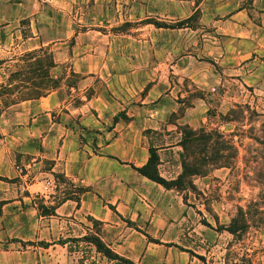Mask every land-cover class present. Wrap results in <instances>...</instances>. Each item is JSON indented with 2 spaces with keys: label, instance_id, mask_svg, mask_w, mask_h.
I'll return each mask as SVG.
<instances>
[{
  "label": "rangeland",
  "instance_id": "rangeland-1",
  "mask_svg": "<svg viewBox=\"0 0 264 264\" xmlns=\"http://www.w3.org/2000/svg\"><path fill=\"white\" fill-rule=\"evenodd\" d=\"M162 1L158 19L155 13L141 19V24H153L147 29L129 28L138 24L137 19L104 29L130 36L117 38L126 55L120 70L140 68L147 73L148 83L138 93L142 100L152 89L147 100L158 103L151 108L157 123H148L155 128L154 133L147 129L150 144L188 140L189 128L194 130L185 150L180 146L174 156L170 151L159 156L169 160L166 168L173 175L182 171L183 160L198 172L193 176L187 172L185 179L192 185H184L181 192L185 209L178 217L183 233L162 238L172 247L152 246L160 248L161 260L167 256L180 260L187 254L195 255V264H264V0H191L179 6L173 0ZM113 2L101 0L99 7L109 8ZM93 4V0H0V214L16 209L5 203L15 195L18 180L43 185L50 178L51 187L45 190H54L56 198L78 195L72 194L76 188L61 172L45 174L48 159L34 169L14 161L15 144L9 135L23 131L20 126L31 115L28 108L55 89L70 94L74 104L79 102L80 76L72 71V62H55L48 46L31 53L34 49L22 40L30 36L39 13L69 9V14L83 16L91 13ZM120 114L125 118L124 112ZM176 122V127L170 125ZM35 144L27 155L41 160L43 147ZM13 168L30 174L25 179L13 177ZM23 194L29 196L27 204L35 202L42 213L53 211L44 207L38 189H24ZM89 216L84 214L83 224L74 226L76 232H98L104 241L103 224ZM71 245L76 249L73 260L84 255L95 264H110L101 253L86 252L84 241Z\"/></svg>",
  "mask_w": 264,
  "mask_h": 264
},
{
  "label": "crops",
  "instance_id": "crops-1",
  "mask_svg": "<svg viewBox=\"0 0 264 264\" xmlns=\"http://www.w3.org/2000/svg\"><path fill=\"white\" fill-rule=\"evenodd\" d=\"M115 1L109 8L100 9L101 0H93L91 13L83 16L71 15L69 9L41 12L30 36L22 40L33 49L48 46L55 62H72V71L80 76V92L76 104L69 99L70 94L60 89L37 99L28 108L31 115L26 125L20 126L23 131L9 135L15 144L13 159L31 169L43 158L48 159L45 174L61 172L74 188L84 187L86 191L78 198L59 199L54 190H45L51 187L50 178L43 185L41 181L14 183L15 195L5 204L17 207L0 214V264H78L83 255L73 260L76 249L67 240L85 235L74 227L83 224L84 214L103 224V239L114 251L137 264H195V255L187 254H181L180 260L172 256L161 260L157 256L160 248L152 246L172 247L162 238L183 233L179 217L185 203L181 192L167 189L133 168L143 166L149 158L151 144L146 134L147 129L155 132L148 123H157L151 108L158 103L147 100L152 89L140 100L138 91L148 83L146 72L140 68L120 70L126 55L117 38L129 35L104 30L132 19L139 22L129 28L147 29L153 24H141V19L149 17L148 13H155L158 19L163 1ZM190 1L173 0L177 6ZM40 18L45 22L41 24ZM154 26L158 29L156 23ZM140 35L145 36L146 31ZM133 92L137 93L135 99ZM120 112L126 116L115 122L113 118ZM177 123L170 125L176 127ZM37 141L43 147L41 160L27 155ZM178 142L179 139L158 147V155L170 151L174 156L180 147ZM168 164L169 160L159 157V173L167 179L176 178L180 171L173 175L166 168ZM11 174L25 179L30 170L13 168ZM24 189H38L44 196V207L53 212L42 213L32 201L27 204L29 196L23 194ZM150 238L159 240L152 242ZM83 263L95 261L86 256Z\"/></svg>",
  "mask_w": 264,
  "mask_h": 264
},
{
  "label": "trees",
  "instance_id": "trees-1",
  "mask_svg": "<svg viewBox=\"0 0 264 264\" xmlns=\"http://www.w3.org/2000/svg\"><path fill=\"white\" fill-rule=\"evenodd\" d=\"M36 52V50H32L31 53ZM50 67L54 66V63L52 60H50ZM57 84L52 86V88H56ZM121 113V112H120ZM117 114L114 116L113 120L116 122L118 120V118L121 116V114ZM122 117V116H121ZM188 135L190 136V138L188 140H185L184 138H181V140L178 142L179 145L185 150L186 146L185 144L187 142H192V135H194V130L189 128L188 130ZM208 136V139H210V136ZM205 139V138H203ZM185 140V141H184ZM163 146V144H151L149 146V158L147 160V162L141 166V167H134L133 168L138 171L140 174L144 175L145 177H147L148 179L159 183L160 185H162L163 187L167 188V189H175L179 192H182L185 188L184 185H192V182L188 179H185L187 172L188 175L193 176L198 174L197 170L195 168H193V166H190V164H188V162L186 160H183L181 163L182 166V171L177 175L176 178L173 179H167L165 177H163L158 170V164H159V155L157 153V149L158 147ZM186 154L184 155V158L186 159ZM206 158V156H203ZM204 158V159H205ZM203 159V160H204ZM202 160V161H203ZM56 175V174H54ZM84 191H86V188L84 187H76V193L80 194L83 193ZM78 198V197H77ZM53 212V211H52ZM51 212V213H52ZM50 213V212H49ZM89 219H91L93 222H98L101 223L100 221L94 219L93 217L89 216ZM231 232L233 230L229 229ZM61 243H64L65 241L62 239L58 240ZM67 241H70L71 243H73L74 245H78L80 242L84 241L87 243L86 246V252H91L92 250L101 253L104 257H106L110 262H113L115 264H137L134 260L124 257L122 255H120L119 253H117L116 251H114L108 244H106L100 234L98 232H93V233H88L82 237H71L68 238ZM43 243V242H42ZM69 251H72L69 247ZM197 257L201 260H204V258L201 255H197ZM86 259V256H82L79 259V263L78 264H84L83 260Z\"/></svg>",
  "mask_w": 264,
  "mask_h": 264
},
{
  "label": "built area",
  "instance_id": "built-area-1",
  "mask_svg": "<svg viewBox=\"0 0 264 264\" xmlns=\"http://www.w3.org/2000/svg\"><path fill=\"white\" fill-rule=\"evenodd\" d=\"M47 184L49 185V182Z\"/></svg>",
  "mask_w": 264,
  "mask_h": 264
}]
</instances>
